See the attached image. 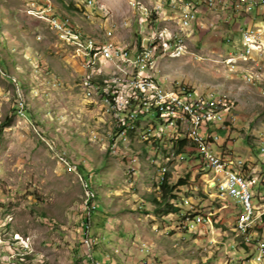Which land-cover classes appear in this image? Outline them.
<instances>
[{
    "label": "rangeland",
    "instance_id": "rangeland-1",
    "mask_svg": "<svg viewBox=\"0 0 264 264\" xmlns=\"http://www.w3.org/2000/svg\"><path fill=\"white\" fill-rule=\"evenodd\" d=\"M148 5L139 9L153 26L131 0H0V264H260L237 216L206 188L218 176L173 152L178 130L156 110L141 112L133 79L163 93L220 95L229 110L212 147L247 180L263 179L264 54L230 53L243 17L207 12L185 33ZM146 36L153 55L120 58L142 56ZM104 42L118 54L101 53ZM263 47L258 39L254 50ZM133 110L146 115L119 134L118 118ZM166 172L170 184H187L169 201L179 211L162 214L154 200ZM253 193L262 211L264 180ZM194 212L206 221L188 227Z\"/></svg>",
    "mask_w": 264,
    "mask_h": 264
},
{
    "label": "built area",
    "instance_id": "built-area-1",
    "mask_svg": "<svg viewBox=\"0 0 264 264\" xmlns=\"http://www.w3.org/2000/svg\"><path fill=\"white\" fill-rule=\"evenodd\" d=\"M157 6H161L166 9V16L173 18L175 23H179L181 26H185V33H192L194 27H197L201 23L200 19L205 13H217L218 18L223 21H227V18L243 17L245 26L238 22V36L237 40L233 39V51L231 54L240 56V52H247L248 58H255L256 56H262L264 54V47L262 50H254L253 48H247V40L260 39L264 40V0H180L183 3V10H176L174 6L167 5V0H155ZM92 5V2H89ZM47 10L49 8L47 7ZM134 10L138 11L141 17V21L146 22L147 25L153 26V19H148V12L141 11L138 6H134ZM222 14V16L220 15ZM155 17L156 14H155ZM59 19V17H56ZM60 20V19H59ZM177 40V32L175 38L169 39V49L167 52H174V42ZM230 41V39H228ZM105 46L112 53L113 50H118L113 46L112 42H104ZM137 44H148V53L152 54L156 45V41H150L147 36L143 39H139ZM126 57H134L136 61H142L145 55L136 56L135 52H131V55H121L120 58L124 60ZM133 84H136V79H133ZM145 96L157 95L163 102H170V110L176 111L179 118L178 138L177 140H183L184 134H191V142H187L195 147V150L199 154L198 161H210L211 173H222V166H215L216 158H224V165H232L225 163L224 151L218 148H210V141H219L218 135L224 129V117L229 110V106L221 107L220 110H216V113H207L203 109L204 98H199L198 94H191L186 91H173L170 94H159V90L151 89L148 86H144ZM215 98H221L215 97ZM215 98H212V102ZM106 104H109L106 102ZM114 112V109L111 108ZM118 117V116H117ZM126 119L127 118H118ZM153 120V118H152ZM154 123V122H153ZM168 123V122H167ZM192 131H199L200 134H206V143H199L192 139ZM161 132H151L155 134V137H159L163 134ZM263 150V148L261 149ZM264 151V150H263ZM179 156H184L180 155ZM161 170H166L164 167ZM203 173V170H202ZM240 176V175H239ZM238 176V177H239ZM262 179H249L247 185H239L237 179H228L223 176V180L219 185L208 184L206 188H213L214 191L220 196V194L231 195V209L236 208L237 201L245 202V209L249 207V200L256 198L259 194L253 193V185H260L263 182ZM242 186H249V194H242ZM220 203H222L220 201ZM249 221H235L234 223L247 224ZM255 231V230H253ZM257 240V244H264V236L259 238H251ZM233 257L236 259V255L233 252ZM138 264H143V261ZM223 264H226L223 262ZM246 264V262H245Z\"/></svg>",
    "mask_w": 264,
    "mask_h": 264
},
{
    "label": "bare ground",
    "instance_id": "bare-ground-1",
    "mask_svg": "<svg viewBox=\"0 0 264 264\" xmlns=\"http://www.w3.org/2000/svg\"><path fill=\"white\" fill-rule=\"evenodd\" d=\"M130 1V0H129ZM132 1V6H138V8H142L144 10H148L145 5L150 4L152 8L151 9V14L155 15L156 13H159L164 10L161 6H157V3L155 0H131ZM91 2V1H89ZM147 2V3H146ZM167 5L169 6H176L179 7L181 10H183V3L180 2V0H167ZM149 6V5H148ZM155 13V14H154ZM77 38V36H74ZM258 39H250L247 40V48H253L255 49L256 47V41ZM258 44V43H257ZM259 46V45H258ZM101 53H108V54H118L115 50L111 53L108 50V47L105 46L103 48V51ZM148 50H144L142 52V56L145 55L149 56ZM242 55L247 56V52H242ZM112 56V55H111ZM144 86H148L152 89L158 90L156 86L148 83L147 81L144 80H136V84H134V88L139 90V97L136 98L137 100L141 101V112L142 113H148L151 110H156L158 112L159 117L164 121L168 122V125L171 128L177 129V125H179V118L177 116L176 111H171L170 110V102H163L162 99L157 96V95H148L145 96V88ZM190 92V91H188ZM159 94H170V92H160ZM191 94H195L194 92H191ZM199 98H204L203 102V109L207 113H216V110H220V105L217 102L216 99L212 102V98H214V95L210 94L207 96H202L198 95ZM134 99V100H136ZM135 102V101H134ZM136 104V103H134ZM139 117V111L133 110L129 114V120H137ZM128 129V128H127ZM151 136V134H148ZM187 137L189 138L191 142V134H186ZM146 138V136H144ZM192 139L196 140L199 143H206V134H200L199 131H192ZM214 143H217V141H210V148L212 147ZM207 163L210 164V161H206ZM226 164H230V161H227L225 159ZM237 166H241L242 163L241 161H238ZM215 166H222V173H215L218 176V185L219 183L223 180V176H225L228 179H237L238 178V184L239 185H247L248 180L238 172V170H235V168H232L231 165H224V159L216 158L215 159ZM210 167V166H209ZM240 175V176H239ZM239 176V177H238ZM242 194H249V186H242ZM255 199H250L249 200V207H246L245 209V202L244 201H237L236 206H239V209L234 208V214L237 216L236 221H249L248 222V227L247 224H236L235 223V230L239 235L242 237V240L244 242V245L249 246L253 244L254 246L257 247L258 250V257L257 261L260 264H264V245L263 244H257V240L250 239V234L251 238H259L257 235L256 227L259 225L258 223L261 221V217L264 215V207L262 208L263 210L261 211L260 206H257L255 204ZM218 200H220L222 203L227 204L231 208V195L230 194H220L218 195ZM263 218V217H262ZM204 223L206 220L203 217H199L198 221H192L191 224H189L188 227H199L200 222ZM255 230V231H253ZM232 248H235V246H231ZM230 261V260H229ZM234 264V262H232ZM143 264H148L147 260L143 261Z\"/></svg>",
    "mask_w": 264,
    "mask_h": 264
},
{
    "label": "trees",
    "instance_id": "trees-1",
    "mask_svg": "<svg viewBox=\"0 0 264 264\" xmlns=\"http://www.w3.org/2000/svg\"><path fill=\"white\" fill-rule=\"evenodd\" d=\"M111 97H112L111 95H106L107 99H111ZM145 115H141L138 120H140L141 117H144ZM138 120H136V121H138ZM136 121H132L129 119H127V121H126V119H124L122 122L120 121L121 126H120L119 134L122 133L123 130H125V128L127 126L135 125ZM161 136H165V135L162 134ZM177 138H178V135H176V137L171 140L172 141L171 149L173 150V152H176L177 154H180V155H184V156H179L181 159L191 160L192 162L198 163L197 167L200 169L201 172H202V170L211 172V167H209L210 166L209 163H207L206 161H198L199 160V154L195 150V147L193 145L190 144V146L193 148V151L186 152L185 147L187 146V142H190V141L188 139H186L185 137H183V140H177ZM77 169L79 172L82 171V168L79 166H77ZM168 176H169V174H168V172H166L165 178H163L161 184H159V189L161 192L160 199L154 200L157 205L162 206V208H163L161 211L162 214L175 213V212L179 211V208L177 206H175L172 202H169V201L177 199V197H178L177 194H173V192L174 191L178 192L179 186L187 184V180L185 178H179L176 183L170 184L168 181ZM85 180L87 181L88 177H86ZM205 194L208 195V192H206ZM232 213L234 214V209H232ZM197 215H198V212H194L193 215H185L184 220H186V219L193 220V219L198 217ZM198 219H199V217L197 218V221H198ZM201 223H203L202 220L200 222V225H201ZM263 228H264V217L262 219L261 224L257 226V229L259 231H261Z\"/></svg>",
    "mask_w": 264,
    "mask_h": 264
},
{
    "label": "crops",
    "instance_id": "crops-1",
    "mask_svg": "<svg viewBox=\"0 0 264 264\" xmlns=\"http://www.w3.org/2000/svg\"><path fill=\"white\" fill-rule=\"evenodd\" d=\"M244 21H245V19H244Z\"/></svg>",
    "mask_w": 264,
    "mask_h": 264
}]
</instances>
